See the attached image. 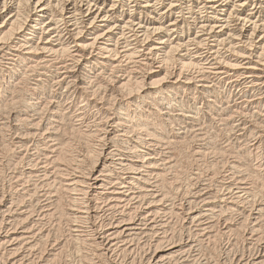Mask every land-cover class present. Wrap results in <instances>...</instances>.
Here are the masks:
<instances>
[{
  "label": "bare ground",
  "instance_id": "1",
  "mask_svg": "<svg viewBox=\"0 0 264 264\" xmlns=\"http://www.w3.org/2000/svg\"><path fill=\"white\" fill-rule=\"evenodd\" d=\"M9 1L0 0V64H7V62L9 61L16 62V60H20L19 64L21 63L25 67H29L27 68V72H25L24 74L21 73L23 74L22 79H24L23 77H26L28 79L30 76L29 74H31L29 72L36 71L37 66L34 64H41V67H43V65H51L56 70H54V77L59 80L58 83H60L61 85H65V89L72 91V94L77 95L84 104L91 103L99 107L101 112L103 111L105 115L108 113H105L104 110H106L107 112L110 111V109L105 108L104 106H109L111 102L109 103L108 101H106L108 103H103L105 101L103 100V97H100V99L98 97L103 92H106V95H108L109 93L111 97L114 95V98L110 99L111 101L114 100V102L112 101V107L116 109L115 112L117 113V115L114 114V117L109 118L108 120L106 119V125L111 123V125H109V130L106 131L103 129L104 131L101 132L102 129L100 130V126H95L98 129H96L95 132H98V134L93 135L94 132H91V134H89V132L85 136L86 133L84 131L85 134H80L83 140L79 143L74 142L75 138H73V141L72 138L68 137L66 139L67 141H65L64 138L63 141V139L59 136L61 130V128L59 127L52 129V131H48L49 128H51L49 126V128L46 127L47 130H44L43 132V127H41V124H39L40 121L37 122L35 120V117L33 121H30L29 119V121H27L26 118H23L22 120L21 117L11 116V118H13L14 120V128H19L17 129L19 133L14 136V140L11 139L13 141L12 145L13 147L15 146V152L17 153L19 158L16 157L17 160H13L12 164H10V172L6 176V178L9 180V184L6 186L3 185L2 190L0 191V264H21L23 262H26L28 264H36L32 262L34 259H31V255L33 254L34 257H38V259H40L39 264H45L46 261H48V264H51L49 262L57 259L56 257H59L58 255L63 253L64 249H66L67 247L66 244L69 242H73L72 245L74 243H77L78 248L81 251H85L84 257H108L111 259V264H186L187 259H184V255L187 253V251L192 252L200 246H198L199 244L197 245L195 241L189 240L186 242L183 239L182 240L186 243H181L182 240H180V243H178L177 241V244L175 241L173 244V240L171 241L172 238L168 239V237L164 236V227L167 226V224L165 225L166 221L163 220L161 214L163 213L164 215V212H166V210L169 208V205L167 204V201L165 199V194L163 195V191H161V189L166 186L165 182L167 180L162 177V171L164 170L161 169V167L163 164H160L161 167L156 165L157 157H152L155 153L150 149L149 152L152 153H146V151L143 154L137 150V152L139 153L137 154L136 149L134 151L133 148V151H130L128 153L121 149L120 146L116 145V140H119L120 137L122 138V136L128 137V133L131 132L129 128H132V125L130 126L129 124L130 127H128L124 125L125 122L123 123V121H129L128 119L130 117H132V119H137L136 117H138L139 113H137L136 110H130V106L124 107L123 105H121L120 100L118 99V97L121 98L120 96H123L124 93H126L128 88L131 87L134 80L131 82V78L128 79V77H126L127 75L125 76L126 78H121L117 74L116 75L118 77L114 76V73H117L118 70H120V60H123L124 58L129 59L132 57H136V53L138 51H135L138 50V48L135 51L134 49H130V43L133 41L136 43L135 45L138 44V47L141 48L138 53H142V56H149V60H152L153 56L161 50H164L163 53L165 60L167 59L168 61V59L171 58L176 59L175 61H180V67L183 69H185L186 67L194 66L198 64L199 61L205 59L207 62L210 61V65L212 64L210 68L213 70V74L217 76H223L222 78L225 79H231L232 84L243 86L245 84H251L254 87L256 86V84H259V87L264 88V70L261 68L262 65L264 66V63H262L264 61V0H254L256 1L255 3H253L254 7L251 8V12L248 14H246L245 9L249 5V2H251L250 0H136L134 3L137 9L134 10V12L130 11V13L128 11L129 14L127 12L125 15L119 16L117 13L118 5L121 4L120 0ZM137 1H142L144 3L142 6H140V3L142 2L139 3ZM191 1L196 2L197 11H194V9L190 8L189 6H185L187 2L191 3ZM127 5H129V3ZM147 14L150 20H147L148 18H144L143 15L147 16ZM191 15H196L197 18L194 17V19L196 20L192 21ZM188 18H191V22L196 21L195 25L198 29V33L197 31L195 32L197 33V35H194V38L196 40H193L194 38L192 37L193 39L191 38L192 41H190V43L196 46L194 50L192 49L193 46L191 47V49L193 50V54L185 52V43H179L176 45L173 44L174 42L173 40H171V35L178 33V31H180L181 24H183V21ZM181 33L179 32L178 34ZM219 46L225 47L224 49H222L224 50V52H221L220 48V52L219 50H215L209 52L207 51V54H204L205 51L203 53V47H208V50H214V48H217ZM222 53L223 56L220 57ZM187 57L190 59V61L188 60V62L185 61ZM142 61H144L143 58ZM10 64H12V62ZM151 64L155 65L156 63L152 62ZM15 67L16 66H14L13 68ZM13 68L9 69L12 70ZM156 68H158V70L160 71L161 69H165L166 65L165 68H162L161 65ZM181 68L179 72L173 74L169 71L173 76L170 77L172 84H179L183 85L184 87L189 86L191 80L188 77L182 76L183 73ZM166 71L167 70H165L164 72ZM6 72L8 71L6 70ZM169 72H167V74ZM107 73H109L112 80L108 79V77H104ZM203 74L204 75L201 74L203 77L206 76L205 73ZM146 77H148V75ZM40 78L42 79V77ZM201 78L202 77L200 76L198 87L203 90L209 85L207 83V80H205L207 78ZM197 80L198 79H196L195 81ZM103 81L107 83L106 86H104ZM135 81H137V79ZM37 88L38 87L36 85L35 89L37 90ZM163 91H165V89ZM172 91L173 90H171V92ZM107 97H109V95ZM247 101L248 100L246 98L245 102ZM253 101H255V99L252 100L251 103ZM47 102L48 101H46V104ZM56 103H58V101ZM83 103L81 104L83 105ZM52 105L54 104L52 103ZM32 106L31 108H33ZM42 111L44 112V110ZM130 111H133L134 113L136 112L135 116L131 115ZM61 112L53 111L54 117L60 120H64L65 122H67V120L70 118V121L73 120L72 117L74 116H70L71 113L70 115H67L69 117L67 119L66 116L64 117L65 114H61ZM77 112L79 113L80 111ZM36 114L37 116H40L42 112L41 114ZM44 114L45 113H43V115ZM80 115L81 114H79L77 117L75 115V117H79L78 121L82 122L83 119ZM41 116L40 118L37 117V119H41ZM141 117L142 116H140V118ZM259 119L260 117L258 118V120ZM115 120L118 122H116ZM100 122L102 123L101 119ZM143 122L145 121L143 120ZM103 123H105V121ZM23 124H26L25 126L29 127H27L28 129H26L25 131L21 132V126ZM70 124H72V122ZM53 125L52 128L54 127ZM74 125L71 126L74 128ZM121 126L126 130H122ZM148 127L149 129L147 128L148 130L145 129V131L143 129L144 127L141 129L145 132V135L150 138V143H160L162 140L161 133L158 132L155 128H152L153 124L152 127ZM74 129L77 130V128ZM65 132L67 131H64L63 133ZM77 133L79 134V132ZM36 138L43 139L45 141L47 140L50 143H45L46 149H44L42 154H40L43 155L44 159L38 157L37 162H34L30 159L31 157L29 155L30 151L34 147L36 149L38 148ZM145 140L146 139L144 138H139V141H136L138 142V145L139 142H141L144 147ZM97 144L99 148L97 147ZM85 146L87 147V151H85ZM139 146L141 147V145ZM96 147L98 149H96ZM125 148L130 149L129 146H126ZM39 153H41V151ZM155 155L157 156V154ZM40 158L41 161H39ZM165 160L167 159L165 158ZM25 162H28V164L26 163V165L21 167L20 169V166H22ZM88 162H92V164H90V166L88 165L89 169H87V172L85 173V166ZM168 163L171 164V162ZM112 165H119V170L113 168L114 166L112 167ZM213 165L215 164L213 163ZM163 167L165 168V166ZM171 167L173 168L174 166L171 165ZM208 168L210 167L208 166ZM153 176H155L154 179ZM167 186L169 187V185ZM153 189H155L156 191ZM157 189H159V191ZM243 189L248 194H251L250 188V190L248 189V187H243ZM237 194L238 199L241 197V195H239L241 193L238 192ZM198 198L202 202V209L193 210L190 208L191 205L190 207H188L190 208L188 211H186L185 207L179 209H181L182 212H187V214H185L187 220L193 222V225L194 223L195 225L197 224L196 227H198V231L202 233V237L204 236V238L213 245V242L217 238H219V236H221L222 238V236L226 237L229 235H233L236 236L237 242H235L238 243V240H240L241 238L237 239V237L242 233L241 235L243 237L239 235L242 237V239L245 238L244 235H246L248 239L255 240V243H252L254 245V249L257 251L256 254L252 255L250 259H246L244 256L236 258L235 264H264V230H262L264 229V226L258 224V222L260 221L259 218L264 214V205L262 206V208L260 206V208L257 207L253 213L254 219L257 221L259 220L258 222H256L258 224L257 227L261 226L260 228L255 230L257 234H245L244 232H247L246 229H244L246 231L241 232V229L239 228H241L240 226H242L243 223L239 224L238 227H233L226 221L221 225V228L218 231H215L213 229L217 219H213L216 215L215 211L217 208V200L215 199L216 201H214V197L211 195V193L207 192H205L204 194H199ZM232 204L233 206L236 205L235 202H232ZM236 206H234V208L235 210H238ZM217 215L221 214L219 213ZM222 216L223 215H221L220 219L217 220L218 223L223 220L221 219ZM216 218H218V216ZM52 221L56 222V224H54V227H52L53 230H51L48 226L49 222L52 224ZM253 222L251 221V223ZM218 223L216 224L219 227ZM63 224H65L66 226L64 230L63 228L61 229V227H63ZM254 229H252L251 233L254 232ZM62 236L63 238L65 236V240L61 239ZM165 240L167 242H164ZM259 241L263 242L258 243ZM252 243H250L251 246ZM215 247H217V245ZM236 248L237 247H235V249ZM212 249L214 250V247ZM249 249L253 248L249 247ZM47 250L49 252H46ZM134 253H136L135 255L139 254L138 257H135L134 255L133 258L129 259L130 261L128 263V260L126 259ZM123 256H126V259H124ZM181 259L184 260H182L181 262ZM53 263L54 262H52V264Z\"/></svg>",
  "mask_w": 264,
  "mask_h": 264
},
{
  "label": "rangeland",
  "instance_id": "2",
  "mask_svg": "<svg viewBox=\"0 0 264 264\" xmlns=\"http://www.w3.org/2000/svg\"><path fill=\"white\" fill-rule=\"evenodd\" d=\"M11 1L12 0H10L9 2H11ZM125 1L126 0H120V3L122 5L121 4L118 5V13H117L118 16L119 15H125L128 11L129 12L130 11L134 12V10L137 9V7H136V5L134 3L136 0H129V1L127 0L126 3H125ZM250 1L251 2H249V5L245 9L246 14L251 12V8L254 7L253 3L256 2L254 0L253 1L250 0ZM130 2H131V4H130ZM137 2L140 3L142 1H137ZM128 3H129V5H127ZM143 3L144 2L140 3V6H142ZM191 3L187 2L185 4V6H189L190 8H193L194 11H197L196 2L195 1H191ZM127 9H129V10H127ZM129 12H128V14H129ZM143 16H144V18H148L147 20H150L148 14H147V16L146 15H143ZM194 17H196V15H191L192 19L188 18V19H185L183 21L184 23L182 22L183 24H181L180 31H178V33L182 32L181 34L176 33V34H172L171 35V40H173V42H174L173 44L177 45L179 43L180 44L185 43L186 44L185 52H189L191 54H193V50H194V48L196 46L193 45L192 43H190V41H192V39L194 38V35L196 36L197 33H198V29L196 28V25H195L196 21L195 22H191V20L192 21L196 20V19H194ZM187 21H190V22H187ZM196 31H197V33H195ZM193 40H196V39L194 38ZM132 44H133V46H132ZM135 44L136 43L132 41L130 43L132 48L130 46L129 47L132 50L134 49V51L138 48V50H136L135 52H137V51L139 52L141 50V48L138 47V44L137 45H135ZM191 47H192L193 50L191 49ZM217 48H219V49H217ZM217 48H214V50H208V47H203V53L205 51L204 54H207V51L209 52V51H215V50H219V52H220V48H221V52H224V50H222V49L225 48L224 46L223 47L219 46ZM163 52H164V50H161L158 53H156L153 56L152 60H149V56H145V55L142 56V53H138V54L136 53V57L135 58H133V57L129 58V59L128 58H124L123 60H120L121 62H120V68L119 69L121 71L118 70L117 73H114V76L118 75L121 78H124L127 75L126 77H128V79L131 78V82L134 80L133 81L134 83L132 82L131 87L128 88V90L126 91V93H124L123 96H120L121 98L118 97V99L120 100L121 105H123L124 107L130 106L131 107L130 110H136V112L139 113V115H138V117H136L137 119H134V118L132 119V117H130L128 119L130 122L129 121H125V120L123 121V123L125 122L124 125H126L128 127H130L132 125L131 126L132 128H129V130L131 132L129 131L130 133H128V135H129V136L127 135L128 137H123L122 136V138H121L119 136L120 139L116 140V142H117L116 145L120 146L121 149H123L125 152H128V153L130 151H133L132 148L134 149V151L136 149V153L137 154H139L137 152V150L139 152L143 153V154L146 151H147L146 153H148L151 150L155 154H157V156H156L153 153L155 156L154 155L152 156L153 158L157 157L156 158V163H157L156 165L161 167V165L163 164L162 167L165 166V168L161 167V169L164 170V171H162V177L165 180L166 179L167 180L165 182L166 186H164V188L162 187L163 189H161V191H163V193H162L163 195L165 194L164 196H165V199L167 201V204L169 205L168 206L169 210L167 209L166 212H164V215H163V213L161 214V216L163 217V220L166 221L165 225L167 224V226L164 227V236L168 237V239L172 238L171 241L173 240L172 241L173 244H174L175 241H176V243H177V241H178V243H180V240L183 239L186 242L189 241V240L190 241H195L196 244L197 245L199 244L198 246H200L199 248L197 247V249H195L192 252L187 251V253L184 255V257H185L184 259H187L186 260V264H235V259L238 258V257L244 256L246 259H250L252 257V255L256 254V251H257V250L254 249V245H253V243H255L254 242L255 240L248 239V237L246 235H244L246 239L245 238L242 239L243 236L241 235L242 234L241 232H244V231L247 230V232H244L245 234H257L255 230L261 227V226L257 227V225L259 224V225L264 226V214L259 218L260 219V221L258 220L259 222L254 219V215H253L254 210L257 207L258 208H260V207L262 208V206L264 205V105H263L264 104V88L263 87L262 88L259 87L260 86L259 84H256L255 87L252 86L251 84H245L244 86L243 85L232 84L231 83V79H227V78L225 79V78H222L223 76L218 75L220 77L219 78L217 75L213 74V70L210 68L212 66V64L211 65L209 64L210 61L207 62L205 59L201 60L202 62L199 61L198 62L199 65L196 64L194 66L186 67L185 68L186 70H185V69L180 67L181 66L180 61H178V60L175 61L176 59H173V58L168 59V61H167V59L165 60ZM222 56H223V53L220 55V57H222ZM142 58L144 59V61H142ZM131 59H133V60H131ZM129 60H131V61H129ZM188 60L190 61V59L187 57L185 61L188 62ZM11 62H12V64H10ZM19 62H20V60L19 61L16 60V62L9 61V62H7V64H0V66H1L0 67V74H1L0 75V115H1L0 116V128H1V131H0V133H1L0 134V157H1L0 158V191L2 190L3 185L6 186V185L9 184V180L6 178V176L10 172V170H9V167H11L10 164H12L13 160H17L16 157L19 158L17 153L15 152L16 151L15 146L13 147V145H12V142H13L12 140H14L13 139L14 136L19 133V131L17 130L19 128H14V122H13L14 120H13V118H11V116L12 117H15V116L21 117L22 120H23V118H26L27 121H29V120L33 121L36 118L35 120L37 122L40 121L39 124H41V127H43V132H44V130H47V128H49V126L51 128H49L48 131H52V129L59 127V128H61L59 136L62 139L64 138L65 141H67L66 139L68 137V138H72V140L74 141L73 138H75L74 142L79 143L80 141L82 142V140H83V138L81 136L82 133L83 134L86 133L85 136L89 132H90L89 134H91V132H94L93 135L98 134V132L97 133L95 132L96 129H97L95 126H100L99 127L100 130L102 129L101 132H103L104 130H106V131L109 130L110 129L109 125H111V123L107 124L108 125L107 126L106 125V123H107L106 121L109 118L114 117V114L117 115V113L115 112L116 109L114 107H112V104H113L114 100H112L113 102L111 101V99L114 98V95L111 97L110 94L108 93L109 97H107L108 95H106V92L102 91L103 93H101V95L98 97L99 99H100V97L101 98L103 97V100H105L103 103H105L106 101H108L109 103L111 102L109 106H107V105L104 106L105 108H109L110 109V111H107V112H106V110H104L105 113H108V114L105 115L103 113V111L101 112L99 107H97V106H95V105H93L91 103L90 104H86V103L84 104L78 98L77 95H73L72 94V91H69V90L65 89L66 88L65 85H61L60 83H58L59 80L54 77V74H55L56 70L51 65H45V66L43 65V67H41L42 66L41 64H34V65L37 66L36 71L29 72V73H31V74L33 73V74H32V77H31V74H29L30 76H29L28 79L26 77H23L26 80L25 81L24 79H22V75L25 72H27V68H29V67L28 66L25 67L21 63L19 64ZM152 62H155L156 64L153 65V64H151ZM206 63H208V64H206ZM262 63H264V61ZM159 64L162 66V68L163 67L165 68V65H166V68L167 67L168 68L167 69L166 68L165 69H161L159 71L158 68H156V67L160 66ZM14 66H16V67L13 68ZM1 68H3V69H1ZM9 68H13V69L10 70ZM20 68H22V69H20ZM44 68H46V69H44ZM180 68H181L182 73H183L182 76L183 77H188L191 80V83H190L189 86H185L184 87L183 85H179V84L177 85L176 84L177 85L176 86V85L172 84V81H171L170 77H173L172 76L173 73L179 72ZM261 68L264 70V66L263 65L261 66ZM203 69H204V71L206 70V71H208V72L210 71V72L209 73L206 72V71L204 72ZM6 70L9 73L6 72ZM19 70H20V73H19ZM28 70H30V69H28ZM165 70H167V71L164 72ZM169 71L172 72V74ZM167 72H169V73L167 74ZM21 73H23V74H21ZM35 73H37V74H35ZM203 73H205L206 76L203 77L202 76V75H204ZM16 75L19 76V77H17ZM108 75H109V73H107L104 77L105 78L108 77V79L112 80L110 78L111 76L110 75L108 76ZM147 75H148V77H146ZM200 76L202 78H204V79L207 78L205 80H207V83L209 85L207 88H205L203 90L200 87H198L199 86L198 84H199ZM40 77H42L43 80ZM52 77H54V78H52ZM136 79H137V81H135ZM144 79H145V82H144ZM158 79H159V81H158ZM196 79H198V80L195 81ZM141 80H143V81H141ZM165 80H166V82H165ZM167 80H168V83H167ZM39 81H41V82H39ZM105 81H106V79H105ZM105 81H103L104 86L107 85V83ZM152 81H154V82H152ZM135 82H136V85H135ZM162 82H165V83H162ZM151 84H153V85H151ZM36 85L38 87L37 90L35 89ZM163 86H165V87H163ZM150 87H152V88H150ZM137 88L138 89L140 88L139 91H138ZM164 89H165V91H163ZM171 90H173V91L171 92ZM255 94L259 97V99H258V97ZM132 95H133V97H132ZM32 97H33V99H32ZM253 97H254L255 101H253L251 103V101L254 100ZM246 98L248 100L247 102H245ZM34 99H36V100H34ZM256 100H257V102H256ZM46 101H48L47 104H46ZM50 101L54 105H52V103ZM57 101H58V103H56ZM67 102H68V104H67ZM108 102H106V103H108ZM33 103H35V104H33ZM81 103H83V105ZM26 104H28V105H26ZM74 104H76V105H74ZM24 105H26L28 108L26 106H24ZM32 105H34V106H32ZM38 105L40 107H42L43 109L40 108ZM44 105H47V106H44ZM31 106L33 108H31ZM59 106H60V108H59ZM65 106H66V108H65ZM73 106L76 107V108H74ZM135 106H136V108H135ZM35 107H37V108H35ZM44 107H45V109H44ZM48 107H49V109H48ZM70 107H72V108H70ZM83 107H84V109H83ZM46 108H47V110H46ZM57 108H58V110H57ZM5 109H6V111H5ZM37 109H38V111H37ZM66 109L68 111H70V112H68ZM42 110H44V112ZM76 110L80 111L81 113L80 112L78 113ZM53 111H55V112H57V111L61 112L62 111L61 114H65L64 117L66 116L67 119L69 118L67 115H70V113H71L70 116H74V117H72L73 120L70 121V119H71L70 118V119L67 120V122H65L64 120H60L58 118H55L54 114H53ZM74 111H76V112H74ZM35 112L36 113H40V114L42 112L41 115H43V113H45L44 114L45 116L44 115L43 116L40 115L42 118H44V117L45 118L44 119H42V118L41 119H37V117L40 118V116H37V114ZM82 112H84V113H82ZM132 112L133 111H130L131 115L135 116L136 112L135 113L134 112L132 113ZM77 113H78V115L81 114L80 116L83 119L82 122L78 121L79 117L76 118L78 116ZM26 114H28V115H26ZM75 115H76V117H75ZM48 116L51 117V118H49ZM140 116H142V117L140 118ZM259 117H260V119L258 120ZM103 118H105V119H103ZM261 118H263V119H261ZM53 119L54 120L56 119V120L54 121ZM100 119H101L102 123L104 121H105V123L102 124L100 122ZM47 120L48 121L50 120V121L48 122ZM143 120L145 122H143ZM77 121H78V123H77ZM134 121H136V122H134ZM220 121H221V123H220ZM47 122H48V124H47ZM69 122L70 123L72 122V124H70ZM99 122H100V124H99ZM116 122H118V121H116ZM132 122H134V123H132ZM129 124H130V126H129ZM152 124H153V127H152ZM25 125L26 124H23L21 126V132L25 131L26 129H28L27 127H29V126L26 127ZM52 125L54 126L53 128H52ZM71 125L72 126L74 125V128H77V130L74 129ZM80 125H82V126H80ZM159 125H161V126H159ZM148 126H150L152 128H155L158 132L161 133L162 140H161L160 143H154V142L150 143V138L148 136H146L145 132H144L145 129H147V128L149 129ZM138 127H139V130H138ZM141 128H143L144 131H142ZM73 129L75 130V132H74ZM121 129L122 130H126L122 126H121ZM230 129H232V130H230ZM86 130H87V132H86ZM64 131H67L65 133H68L69 135L63 133ZM84 131H85V133H84ZM61 132H62V134H61ZM77 132H79V134ZM75 135H77V136H75ZM249 135H251V136H249ZM132 136H134V137H132ZM79 138H81V139H79ZM139 138L146 139L144 147H143L141 142H139V145H141V147L138 145V142L136 140L139 141ZM36 139H37V141H36L37 147L39 149L41 148L42 150L41 149L39 150L38 148L36 149L34 147L30 151V155H29L31 157L30 159L32 161H34V162L35 161L37 162V160H38L37 158L38 157H41L42 159H44L43 155H40V154H42L43 150L46 149V144L50 143L47 140L45 141V140L39 139V138H36ZM64 139H63V141H64ZM78 139H79V141H78ZM122 139H123V141H122ZM124 139H126V140H124ZM128 140H129V142H128ZM69 141H71V140H69ZM42 146H43V148H42ZM126 146L127 147L129 146L130 149L125 148ZM97 147H98V144H97ZM97 147H96V149L99 148V147L98 148ZM165 147H166V149H165ZM86 148L87 147L85 146V151H87ZM193 149H195V150H193ZM12 150H14V151H12ZM34 150H36V151H34ZM40 151H41V153H39ZM210 152H211V154H210ZM5 153L8 154V155H6ZM149 153H152V152H149ZM159 155H160V157H159ZM164 155H166V156H164ZM164 157L168 161L165 160ZM41 158L39 159V161H41ZM168 162H171V164L168 163ZM26 163L28 164V162H25L24 164L22 163L23 165L21 164L22 166H20V169H21V167L25 166ZM213 163L215 165H213ZM222 163L223 164L225 163V164L223 165ZM90 164H92V162L91 163H89V162L86 163L85 173L87 172V169H89ZM171 165H173L174 167L172 168ZM115 166L116 165H112L113 168H115L116 170H119L118 168H120V166L117 165L116 166L117 168ZM208 166L210 168H208ZM166 167H167L168 170L166 169ZM246 167H248V168H246ZM10 169H12V168H10ZM165 169H166V171H165ZM177 175H179V176H177ZM154 177L155 176H153V179H154ZM202 177H204V178H202ZM239 179H240V181H239ZM184 180H186V181H184ZM220 180H222V181H220ZM257 184H258V186H257ZM167 185H169V187ZM238 187H242V188H238ZM243 187H246V188L248 187V189L250 188L251 189V192H250L251 194H248L247 192H245ZM180 188H181V190H180ZM182 188H183V190H182ZM202 188H204V189H202ZM211 188H213V189H211ZM240 189H242V190H240ZM153 190H155V189H153ZM157 190L159 191V189H157ZM205 192L211 193V195L214 197L213 200L214 201L217 200L216 211L218 213L215 211L216 215L214 216L213 220H215V219L218 220V219H220V216L223 215L222 218H221L223 220L220 223H218L217 220H216V223L219 224V227L215 223V226H214L213 230H215V231L217 230L218 231L221 228V225L225 223V221L228 224L232 225L233 227L234 226L238 227L239 224L243 223V225H242L243 228H242V226H240L241 228H239V229H241V232H240L241 234H239V235H241L242 237L238 235L237 239L241 238L240 240H238V243H236L237 242L236 236L229 235V236H226V237L222 236V238H221V236H219V238H217L215 240L216 244H215V241H214L213 245H212V243H209V241H207L204 238V236L202 237V233H200L198 231L199 229H197L198 227H196L197 224L195 225V223H194V225H193V222L187 220L186 215H185V214H187V212H182L181 209H179V208H182V207H185L186 211H188L190 208L193 209V210L202 209L203 208L202 202L198 198V196H199V194H204ZM238 192L241 193V194H239V195H241V197L237 199V197H238L237 193ZM169 197H171V198H169ZM173 198H174V200L176 202L173 200ZM238 200H239V202H238ZM231 201L233 203L235 202V204L237 206L236 205H234V206H236V208L238 210H235V208H234V206H233ZM190 205H191V207H190ZM188 207H190V208H188ZM219 213L221 215H217ZM226 213H227V215H226ZM250 214H251V216H250ZM175 215H176V219H175ZM243 215H244V217H243ZM217 216H218V218H216ZM249 217H251L252 219L249 218ZM53 221H52V224L49 222V225H48L51 230H53L52 227H54V224H56V222H53ZM251 221L252 222L254 221L255 224H254V222L251 223ZM256 222H258V224ZM246 224H247V226H246ZM216 225H217V227H216ZM62 226L63 227H61V229L63 228V230H64V228H66L65 224H63ZM244 229H246V230H244ZM252 229H254L253 230L254 232L251 233ZM262 230H264V229H262ZM166 231H167V233H166ZM249 231H250V233H249ZM195 233H196V235H195ZM63 234H65V233H63ZM189 234H190V236H189ZM197 234L199 235V237H198ZM61 239L65 240V236H64V238L62 236ZM183 240L181 241V243H186ZM218 240H221V241H218ZM202 241H204V242H202ZM164 242H167V241L165 240ZM261 242H263V241H259L258 243H261ZM72 243L73 242L67 243L66 246L68 247V249L66 247V249H64L63 253L59 254L58 255L59 257H56L57 259H55L54 261H51L49 263L52 264V262H54L53 264H66V263L67 264H111V259L108 258V257H104V258H103V256H102V258L101 257L100 258H94L93 256L89 257V258L84 257V255H85L84 252L85 251L84 250L81 251L78 248L77 243L76 244L74 243L73 245H72ZM176 243H175V245H176ZM250 243H252V246L250 245ZM69 244L72 245L73 247L70 246ZM214 245L215 246L217 245L218 248L215 247ZM232 245H234V246H232ZM69 246H70V248H69ZM213 247H214V250L212 249ZM235 247H237V248L235 249ZM249 247H252L253 249H249ZM74 248H76V249H74ZM48 250L46 252H49ZM77 250L80 251V252H78ZM71 253H72V255H71ZM135 254L136 253H134L131 256L129 255L130 257H128L127 259H126V256L125 257L123 256V257H124V259L128 260L127 262L129 263V261H130L129 259L133 258ZM138 255L139 254L135 255V257H138ZM37 256H38V254H37ZM79 256H80L81 260H80ZM199 256H201V257H199ZM234 256H236V257H234ZM31 259L32 260L34 259L32 262H34L36 264L40 263V261H39L40 259H38V257H34V254L31 255ZM184 259H181L180 261L182 262V260H184ZM36 260L39 261V262H37ZM46 262H45V264H48V261H46ZM25 263L23 262L21 264H25ZM26 264H28V263H26Z\"/></svg>",
  "mask_w": 264,
  "mask_h": 264
}]
</instances>
